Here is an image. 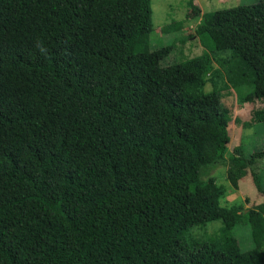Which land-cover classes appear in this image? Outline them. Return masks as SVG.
<instances>
[{
    "label": "trees",
    "instance_id": "obj_1",
    "mask_svg": "<svg viewBox=\"0 0 264 264\" xmlns=\"http://www.w3.org/2000/svg\"><path fill=\"white\" fill-rule=\"evenodd\" d=\"M187 5L203 52L163 66L151 0H0V264H264V215L223 206L206 176L250 172L263 192L264 151L226 157L229 111L205 91L264 85V0ZM218 220L196 247L192 229Z\"/></svg>",
    "mask_w": 264,
    "mask_h": 264
},
{
    "label": "rangeland",
    "instance_id": "obj_2",
    "mask_svg": "<svg viewBox=\"0 0 264 264\" xmlns=\"http://www.w3.org/2000/svg\"><path fill=\"white\" fill-rule=\"evenodd\" d=\"M261 1L263 0H194L202 13L238 5H255ZM187 2L188 0H151L154 26L150 38L151 50L172 45L174 47V53L163 61V66H169L176 60L183 61L199 56L203 52L194 32L196 23L188 19L190 10ZM169 25L175 28L174 31L164 33V28ZM213 57L215 69L210 75L212 76L216 69L224 74L223 60L227 59L229 54H214ZM245 75L248 77L244 76L239 84L228 81L223 76L222 79H217L216 87L212 83H207L205 86V91L214 93L216 99L229 111L230 143L226 157L229 153L235 154L236 149L247 156L264 151V85L253 86L250 80L251 75L248 73ZM249 96L250 99L247 100ZM258 168L261 171L260 185L263 192L254 185L250 172L239 181L237 187L232 186L228 181V167L225 165L211 169L206 176H212L219 184L226 187V197L221 202L223 206L240 203L244 209H253L264 215V158L258 162ZM222 226V222L218 220L202 227H194L191 234L196 241V247L207 244L209 238L217 234ZM233 235L243 251L253 248L248 226H238L233 230Z\"/></svg>",
    "mask_w": 264,
    "mask_h": 264
},
{
    "label": "clouds",
    "instance_id": "obj_3",
    "mask_svg": "<svg viewBox=\"0 0 264 264\" xmlns=\"http://www.w3.org/2000/svg\"><path fill=\"white\" fill-rule=\"evenodd\" d=\"M37 46L40 48V51H41V52H45V51H46V49H44L43 46H41L39 43H38Z\"/></svg>",
    "mask_w": 264,
    "mask_h": 264
}]
</instances>
